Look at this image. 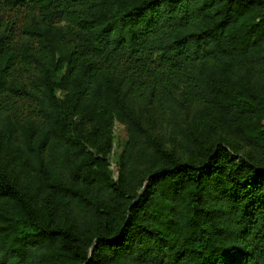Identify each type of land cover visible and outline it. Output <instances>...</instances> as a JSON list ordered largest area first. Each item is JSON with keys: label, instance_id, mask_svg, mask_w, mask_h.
Returning a JSON list of instances; mask_svg holds the SVG:
<instances>
[{"label": "trees", "instance_id": "16d2710c", "mask_svg": "<svg viewBox=\"0 0 264 264\" xmlns=\"http://www.w3.org/2000/svg\"><path fill=\"white\" fill-rule=\"evenodd\" d=\"M0 264H264V0H0Z\"/></svg>", "mask_w": 264, "mask_h": 264}, {"label": "rangeland", "instance_id": "374dc122", "mask_svg": "<svg viewBox=\"0 0 264 264\" xmlns=\"http://www.w3.org/2000/svg\"><path fill=\"white\" fill-rule=\"evenodd\" d=\"M239 79L242 80V88L241 91H245L250 89L251 84L254 82L253 80H248V78H243L240 73L233 74V81L237 82ZM151 115H145L143 117V125L146 129L152 132L153 135L158 137L164 144H167V139L165 138L168 135V130L162 126V124L157 121V124H152V120L155 119ZM207 120H199L195 116V113H190L186 115V118H181V121H185L184 125L194 136L199 135V137H205V140L210 142H216L219 138L225 140V142L233 147L235 153L239 155H248L249 152L247 149L243 147V145L238 141L237 137L233 134L230 128L222 127L221 122H217L211 117H207ZM211 119V121H210ZM158 120V118H157ZM112 149L109 155L110 162V170L112 171L114 179H116L119 175V167L117 166L118 159L123 150V145L127 140L124 127L119 123H114L112 128ZM168 147V146H166Z\"/></svg>", "mask_w": 264, "mask_h": 264}]
</instances>
